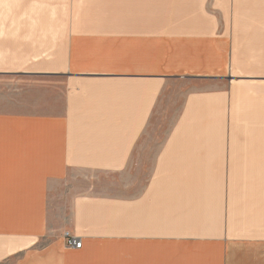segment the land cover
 <instances>
[{
    "label": "crops",
    "instance_id": "obj_1",
    "mask_svg": "<svg viewBox=\"0 0 264 264\" xmlns=\"http://www.w3.org/2000/svg\"><path fill=\"white\" fill-rule=\"evenodd\" d=\"M8 6L60 12L0 14V264H264V131L236 123L229 79L233 23L264 22V0ZM171 93L181 112L137 180Z\"/></svg>",
    "mask_w": 264,
    "mask_h": 264
},
{
    "label": "rangeland",
    "instance_id": "obj_2",
    "mask_svg": "<svg viewBox=\"0 0 264 264\" xmlns=\"http://www.w3.org/2000/svg\"><path fill=\"white\" fill-rule=\"evenodd\" d=\"M52 14L59 13L60 7L53 6H8L0 7V14ZM233 55L232 68L229 79L235 80L238 86L246 88L243 96H240L237 110L238 125L248 131L252 127L254 131H264V22L243 21L233 23L232 31ZM257 91V92H256ZM176 95L175 90L173 91ZM157 109L156 117L153 118L149 131L143 138L137 155L128 171L135 179L140 180L144 175L150 173L154 155L158 152L161 143L170 135L171 129L177 120L183 102L181 97L176 98L169 94ZM257 95V96H255ZM261 113V122L253 124L248 121L247 116ZM259 133V132H255ZM248 136V133L243 135ZM263 138V135H262ZM142 184V183H141Z\"/></svg>",
    "mask_w": 264,
    "mask_h": 264
},
{
    "label": "built area",
    "instance_id": "obj_3",
    "mask_svg": "<svg viewBox=\"0 0 264 264\" xmlns=\"http://www.w3.org/2000/svg\"><path fill=\"white\" fill-rule=\"evenodd\" d=\"M69 246L77 248V249H80L81 246H82V243L80 241L76 240V239H71L69 241Z\"/></svg>",
    "mask_w": 264,
    "mask_h": 264
}]
</instances>
